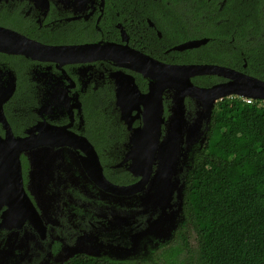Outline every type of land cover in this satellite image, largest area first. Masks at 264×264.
Returning a JSON list of instances; mask_svg holds the SVG:
<instances>
[{"label":"flooded vegetation","instance_id":"1","mask_svg":"<svg viewBox=\"0 0 264 264\" xmlns=\"http://www.w3.org/2000/svg\"><path fill=\"white\" fill-rule=\"evenodd\" d=\"M247 2L0 0V30L15 32L0 41V139L9 125L15 137H32L39 146L42 138L50 152L0 154V264H69L82 257L155 264L183 228L185 189L199 144L190 154H177L166 178L159 176L165 171L161 154L149 175H136L129 168L148 171V158L126 154L129 130L115 103L119 78L111 74H131L148 91L141 72L120 65L132 61V49L167 64H214L248 73V50L264 29L257 36L244 26ZM199 40L206 41L175 48ZM36 42L114 43L120 50L56 60L13 51L29 52ZM191 79L201 87L228 81L218 74ZM172 92L163 97L166 117ZM185 102L192 120L198 105L190 96ZM142 123L140 117L133 125ZM77 135L94 144L97 157L62 143L78 141ZM98 140L107 145L99 149Z\"/></svg>","mask_w":264,"mask_h":264},{"label":"trees","instance_id":"2","mask_svg":"<svg viewBox=\"0 0 264 264\" xmlns=\"http://www.w3.org/2000/svg\"><path fill=\"white\" fill-rule=\"evenodd\" d=\"M245 8L244 26L261 35L260 0H248ZM255 41L246 71L264 79V36ZM100 141L99 149L107 145ZM197 154L185 189L183 228L154 263L264 264V100L248 103L233 95L218 101ZM69 264L118 263L82 257Z\"/></svg>","mask_w":264,"mask_h":264},{"label":"water","instance_id":"3","mask_svg":"<svg viewBox=\"0 0 264 264\" xmlns=\"http://www.w3.org/2000/svg\"><path fill=\"white\" fill-rule=\"evenodd\" d=\"M6 33L15 32L0 30V41H3ZM204 41L206 40L189 41L175 48L195 47ZM29 49V52L20 49L13 51L23 52L28 56L39 57L42 60H56L72 55L105 52L107 49L115 54L120 50L118 45L114 43L105 45H46L37 42L30 44ZM132 50L133 55H135L134 57L131 56L132 61L129 60L130 55L123 52L124 54H122L130 62L120 65L133 67L141 72L149 80L148 91L143 92L131 74L119 71L120 75L116 73L111 75L119 78L115 103L120 111V119L124 121L129 130L128 142L125 143L126 154L129 156L132 154L137 161L148 158V171L142 172L133 167L129 168L136 175L141 174L144 178L149 175L152 160L156 154H161L165 160L163 166L165 171H160L159 176L166 178V169L169 171V167L176 159L177 154H190L194 150V145L198 144V150H201L207 141L212 115L219 100L233 95L264 100V79L257 76L214 64H167L138 50ZM67 61L70 60L66 58L64 62ZM198 74H218L228 78V81L210 87H201L194 84L191 79L192 76ZM169 90L173 91L171 93L172 103L169 107V115L166 117L164 115L163 97L165 92ZM186 96L195 99L198 105L196 116L192 120L186 116ZM140 117L143 120L142 125L134 126L135 119ZM164 126L165 132L163 133ZM6 128L7 136L0 139V154H50L49 148L44 147L46 143L42 138L39 140V146L32 137H15L10 126L6 125ZM77 136L78 141L65 140L62 143L73 145L76 148L80 147L87 154H94L97 157L98 152L94 144L86 136ZM183 143H186L185 147ZM100 176L109 182L104 176L101 166ZM144 178L139 183H144ZM136 185L131 186L136 189ZM18 186L22 187V182H19ZM123 188L125 191H129L131 187ZM120 190L123 191L122 188Z\"/></svg>","mask_w":264,"mask_h":264},{"label":"built area","instance_id":"4","mask_svg":"<svg viewBox=\"0 0 264 264\" xmlns=\"http://www.w3.org/2000/svg\"><path fill=\"white\" fill-rule=\"evenodd\" d=\"M242 98H244V100L247 101L248 103H251L255 100L253 98H248V97H242Z\"/></svg>","mask_w":264,"mask_h":264},{"label":"rangeland","instance_id":"5","mask_svg":"<svg viewBox=\"0 0 264 264\" xmlns=\"http://www.w3.org/2000/svg\"><path fill=\"white\" fill-rule=\"evenodd\" d=\"M192 241H194V240L192 239Z\"/></svg>","mask_w":264,"mask_h":264}]
</instances>
